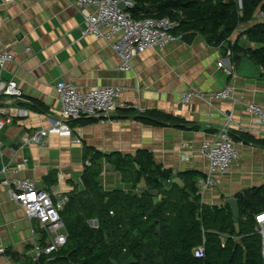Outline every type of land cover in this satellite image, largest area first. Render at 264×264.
Wrapping results in <instances>:
<instances>
[{
	"label": "crops",
	"instance_id": "crops-1",
	"mask_svg": "<svg viewBox=\"0 0 264 264\" xmlns=\"http://www.w3.org/2000/svg\"><path fill=\"white\" fill-rule=\"evenodd\" d=\"M85 12L73 0H0V50L13 56L0 63V80L14 81L20 91L19 98L0 97V114L11 118L0 130V264H37L32 259V244L43 242L40 234L33 232L36 223L10 198L3 180L26 177L34 180L37 188L69 196L83 189L81 175L93 150L102 154L101 187L125 189L115 169H104L109 163L107 156L144 150L162 169L171 171L172 178L181 179L187 171L195 173L197 185L207 174V161L199 147L224 125L234 137L245 134L264 140V123L246 110L248 102L264 100L263 68L257 79L227 76L217 67V62L227 60L219 46L208 45L194 34L189 43L180 39L137 54L131 60V70L123 72L111 39L82 34ZM239 33H232L230 43ZM238 45L246 55L248 49L258 47L245 35L239 37ZM59 81L80 90L117 87L122 101L164 112L195 128L149 126L117 111L103 118L70 119L71 135L49 130L39 143L23 142L30 132L52 124L58 107L55 84ZM227 85L232 87L229 99L207 103L193 97L186 104L179 102L183 92H209ZM20 109L25 114L19 115ZM73 137L80 143H74ZM236 147L237 159L229 170L214 174L213 187L199 191L203 204L221 206L227 197L264 188V147ZM143 187L141 182L135 192Z\"/></svg>",
	"mask_w": 264,
	"mask_h": 264
},
{
	"label": "trees",
	"instance_id": "trees-1",
	"mask_svg": "<svg viewBox=\"0 0 264 264\" xmlns=\"http://www.w3.org/2000/svg\"><path fill=\"white\" fill-rule=\"evenodd\" d=\"M131 2L127 11L133 19L168 17L178 23L173 34H197L212 46L229 41L232 33L246 23L230 43V55H246L238 45L239 37L245 35L258 45L248 49L247 56L264 70V20L247 24L257 12H264V0H240L239 5L236 0ZM122 112L149 126L195 128L155 109ZM230 136L242 144L264 147L261 139L245 134ZM92 152L81 175L83 189L72 191L60 212L66 243L37 264H111V260L122 263L129 256L136 259L133 264L141 260L145 264H264L255 222V216L264 212L263 187L236 195L237 232L227 204L208 206L201 202L195 173L181 174L183 187H179L171 182V171L157 165L150 152L112 153L107 160L121 175L125 189L105 190L98 181L102 154ZM141 182L143 189L135 192ZM154 221L159 222V236L154 231ZM199 246L202 255H193L192 250Z\"/></svg>",
	"mask_w": 264,
	"mask_h": 264
},
{
	"label": "built area",
	"instance_id": "built-area-1",
	"mask_svg": "<svg viewBox=\"0 0 264 264\" xmlns=\"http://www.w3.org/2000/svg\"><path fill=\"white\" fill-rule=\"evenodd\" d=\"M73 2L79 10L86 11L83 16L82 34L89 33L97 38L111 39L110 46L119 57L118 68L123 72L131 70V60L137 54L149 48H162L170 42L181 39L180 36L173 34V30L178 25L177 21L168 17L133 19L127 11L132 6L131 0H73ZM119 2H122L123 9L118 6ZM226 55L229 57V50ZM12 58L11 52L0 50V63ZM217 67L222 68L225 75L234 76L230 62L219 61ZM55 90L58 107L55 109L56 114L52 124L47 129L30 132L23 137V142L39 143L49 130L60 135H71L67 124L70 119L103 118L117 111L134 110L138 113L145 110L128 101H122L121 91L117 87L103 86L80 90L67 81H59L55 84ZM231 94L232 87L229 85L209 92L190 90L180 95L179 102L186 104L193 97H197L211 103L214 100L229 99ZM1 96L20 97V91L14 81L0 80ZM246 110L264 123V100L248 102ZM17 113L22 115L25 111L20 109ZM230 119L231 116L227 115V120ZM10 122V116L2 117L0 114V130L4 124ZM73 141L80 143L79 138L76 137H73ZM236 144L242 143L232 140L227 124L214 138L201 143L199 152L207 161V174L197 182L199 191L213 187L214 174H223L229 170L237 159ZM1 183L9 187L10 198L22 208L26 217L36 223L33 232L35 230L43 239V242L35 241L32 244V259L37 262L42 257L59 250L67 239L60 212L68 201V196L58 190L50 193L37 188L35 181L26 177H17L12 181L3 180ZM255 222L260 237V257L264 263V212L255 216ZM192 252L195 256H201L202 247H196Z\"/></svg>",
	"mask_w": 264,
	"mask_h": 264
},
{
	"label": "water",
	"instance_id": "water-1",
	"mask_svg": "<svg viewBox=\"0 0 264 264\" xmlns=\"http://www.w3.org/2000/svg\"><path fill=\"white\" fill-rule=\"evenodd\" d=\"M118 6L121 9H123L122 2H119ZM16 38L19 39L18 37H16ZM192 38H193V35H186V36H183L181 38V40L186 42V43H189V42H191ZM229 45H230V42L229 41H225V42H223V43H221L219 45V50H220L221 55L227 59L226 63H228L229 60H230V62L232 64V68H233L234 74L236 76H238V77H243V78H248V79L260 78L261 75L263 74L262 67L260 65H258L255 61L250 59L244 53L232 55L230 58L227 57L226 54H227V51L229 50ZM18 47L24 49V47L21 44H18ZM111 116L122 117L123 115H120V114L115 115V114H113ZM104 169L105 170L114 171V167L111 164H109V163L104 165ZM171 182L176 184V185H178L179 187H183V182L178 177L172 178ZM224 203L227 204L229 206V208H230L231 220L233 222V226H234L235 230L238 232L239 208H238L237 200H236L235 197L231 196V197H227L224 200ZM91 223H93V225H94L95 221H92ZM153 225H154L155 233L159 236L160 235L159 222L158 221H154ZM136 262L137 261H136V259L133 258V256H129L122 263H118L115 260H111L110 261L111 264H133V263H136ZM140 264H145V263H144L143 260H141Z\"/></svg>",
	"mask_w": 264,
	"mask_h": 264
},
{
	"label": "rangeland",
	"instance_id": "rangeland-1",
	"mask_svg": "<svg viewBox=\"0 0 264 264\" xmlns=\"http://www.w3.org/2000/svg\"><path fill=\"white\" fill-rule=\"evenodd\" d=\"M236 2L238 3V5L240 4V1L239 0H236ZM255 20H264V12H257V14H255V17H254V19L253 20H251L249 23H247V24H251V23H253ZM246 27V23H244V24H241L240 26H239V28L238 29H236V31H241L242 29H244Z\"/></svg>",
	"mask_w": 264,
	"mask_h": 264
},
{
	"label": "clouds",
	"instance_id": "clouds-1",
	"mask_svg": "<svg viewBox=\"0 0 264 264\" xmlns=\"http://www.w3.org/2000/svg\"><path fill=\"white\" fill-rule=\"evenodd\" d=\"M174 35H175V34H174ZM177 36H179V35H177ZM180 37H181V36H180ZM181 38H182V37H181ZM229 52H230V51H229ZM230 57H231V55H229L228 58H230ZM229 62H230V60H229ZM230 63H231V62H230ZM231 65H232V64H231ZM91 222H92V221H90L89 223L91 224ZM95 224H96V222H95ZM95 224H94V225H95ZM91 225H93V223H92ZM94 225H93V226H94ZM201 247H202V246H201ZM192 251H193V250H192Z\"/></svg>",
	"mask_w": 264,
	"mask_h": 264
}]
</instances>
